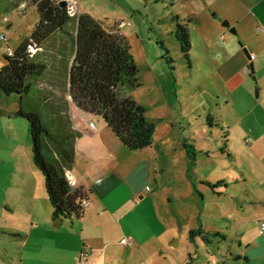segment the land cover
<instances>
[{"label":"crops","instance_id":"obj_1","mask_svg":"<svg viewBox=\"0 0 264 264\" xmlns=\"http://www.w3.org/2000/svg\"><path fill=\"white\" fill-rule=\"evenodd\" d=\"M178 16L188 23L190 31V65H206L203 77L208 83L209 103L201 115L206 117L203 123L210 126L207 132L216 139L202 150L208 156L203 171L197 155L189 170L175 174L176 193L192 201L194 194L199 195L212 215L215 224L207 228L202 221L200 224L207 232L222 235L212 237V244L219 241L223 247L218 264H264V0H217L203 13ZM71 61L48 64L44 78L58 83L68 80ZM248 66L250 72L246 73ZM72 110V114L58 110L55 115L66 114L67 122L58 128L63 136H70L74 151L67 175L74 189L84 191L90 205L82 218L73 214L57 223L47 190L40 187L44 175L34 171V180L28 178L30 183L36 182L34 190L20 191L13 202L0 204L2 245L9 246V252L0 249V264H78L76 257L82 252L89 254L87 264H98V250H103L102 261L111 263L109 256L117 259V255L101 245V241L103 245L112 243L103 235L104 224L110 238L113 225L116 230L120 227L121 246L139 248L146 244H141L128 224L139 210L146 213L147 200L156 203L162 198L158 188L148 183L157 171L151 156L155 160L164 156L163 144H158L155 135L151 146L130 150L104 120L76 107ZM91 122L96 123L95 129ZM208 182L217 185L212 187ZM137 216L140 221L141 216ZM124 237H133L135 243H122ZM202 241L201 237L195 239V252ZM122 251L119 258L125 260L131 252Z\"/></svg>","mask_w":264,"mask_h":264},{"label":"rangeland","instance_id":"obj_2","mask_svg":"<svg viewBox=\"0 0 264 264\" xmlns=\"http://www.w3.org/2000/svg\"><path fill=\"white\" fill-rule=\"evenodd\" d=\"M23 2L27 3V0H0V71L6 62L4 55L9 50L15 51L22 43V39L31 35L40 18L36 6L28 2L25 8H22L20 4ZM78 2L80 12H88L107 24L116 26L127 38L131 53L140 68L141 85L134 90L133 96L146 107L147 116L157 122L156 141L163 144L161 148L165 151V155L160 157L158 155L157 160L151 156L153 167H156L157 171L153 173L154 179L152 177L150 179L152 184L148 183L150 187L158 188L162 198L156 203L147 200L146 213L139 210L131 218L134 221L130 220L131 224H128L138 235L137 238L142 240L141 244L145 241L146 244L139 248L121 246L120 227L116 230V225H113L114 234L110 238L104 224L103 235L109 238L107 242L112 243L103 245L101 241V245L105 249L109 247L108 253L117 255V259L109 256L111 263L102 261L103 250H98L96 262L218 264L222 243L202 241L204 244L195 252V240L190 236V231L199 228L201 221L205 223V228L215 224L212 215L208 213L199 195L194 194V199H197L192 201L189 196L188 199H182L176 193L178 185L175 174L179 176L181 171L189 170L194 163L189 158V151L196 153V158L199 156L198 167L203 171L208 156L202 150L211 147L216 138L207 132L210 126L203 123L206 117L201 115L205 114V107L209 103L206 87L208 83L203 77L206 74V65H194L192 68L190 62L183 57L174 34L177 24L174 18L178 14L186 18L192 13H203L205 8L217 0H78ZM179 21L188 25L182 19ZM74 24L75 21L71 22L73 27ZM72 26H68L71 31ZM161 42L169 49L172 62L167 60L166 50ZM32 53L37 61L46 63L47 68L53 61L66 62L72 58L70 38L67 34L56 33L43 48H34ZM31 81L32 92L23 99V105L27 110L38 113L47 126L54 122L61 123L55 115V112L58 114V110L72 114L73 106L68 100L67 79L60 83L52 81L49 77L31 78ZM20 106V95H8L0 91L1 205L13 202L14 198L19 197L20 191L35 189L36 182L32 184L29 180H34V171L43 176L33 160L29 122L26 117L18 114ZM215 124L217 126L219 123ZM221 135L225 136V132ZM40 187L46 188L44 178L40 180ZM166 196L170 201L166 200ZM157 211L160 214L157 215ZM137 215L141 216L140 221L136 219ZM1 235L0 249L3 251L7 248L6 251L9 252V246L2 245L5 241L1 239ZM122 250L131 252L125 256V260L119 258ZM81 254L76 257L78 264H81L79 261Z\"/></svg>","mask_w":264,"mask_h":264},{"label":"trees","instance_id":"obj_3","mask_svg":"<svg viewBox=\"0 0 264 264\" xmlns=\"http://www.w3.org/2000/svg\"><path fill=\"white\" fill-rule=\"evenodd\" d=\"M28 2L36 6L40 18L31 35L24 37L11 54L4 55L6 62L0 71V91L21 96L18 114L28 119L33 160L44 175L53 207V220L60 223L73 214L83 217L86 194L81 189H74L67 175V167L74 160V151L70 136H63L62 128H58L67 122L66 114L58 115L60 124L54 122L47 126L38 113L27 110L23 105L24 97L33 89L31 78H43L47 70L46 63L34 58L32 49L43 48L58 32L67 33L72 46L67 86L70 104L83 113L104 120L128 149L142 150L151 146L158 124L147 116L146 107L133 96L134 90L141 85L140 68L127 38L116 26L88 12L73 16L67 5H60L59 0H27L20 6ZM179 19L178 15L174 18L177 23L174 34L183 57L190 61L189 27L181 24ZM73 21L74 27L71 25ZM69 25L73 31L68 29ZM161 44L166 50L167 60L172 62L169 49ZM189 158L195 162L196 153L189 151ZM190 236L193 240L201 237L209 243L212 237L222 235L220 232H207L200 226L191 230Z\"/></svg>","mask_w":264,"mask_h":264},{"label":"built area","instance_id":"obj_4","mask_svg":"<svg viewBox=\"0 0 264 264\" xmlns=\"http://www.w3.org/2000/svg\"><path fill=\"white\" fill-rule=\"evenodd\" d=\"M66 1V5L68 7V11L71 15L73 16H77L78 14H80V7H79V2L78 0H65ZM26 4H22L21 7L25 8ZM13 51L9 50V54H11ZM255 55L251 56V59H254ZM246 73L250 72V67L248 66L245 69ZM92 128H96V124L95 123H91ZM90 205V202L87 200H84V206L87 207ZM261 233H264V220L261 221ZM122 243L126 244V245H131L135 243V239L133 237H124L122 239ZM88 252H82L79 261L81 264H87L88 260Z\"/></svg>","mask_w":264,"mask_h":264},{"label":"water","instance_id":"obj_5","mask_svg":"<svg viewBox=\"0 0 264 264\" xmlns=\"http://www.w3.org/2000/svg\"><path fill=\"white\" fill-rule=\"evenodd\" d=\"M60 5H62V6H66V1H65V0L61 1V2H60ZM236 258H239V257H236Z\"/></svg>","mask_w":264,"mask_h":264}]
</instances>
